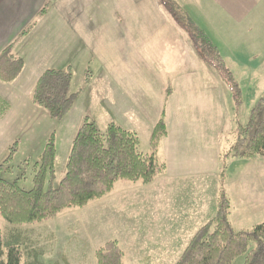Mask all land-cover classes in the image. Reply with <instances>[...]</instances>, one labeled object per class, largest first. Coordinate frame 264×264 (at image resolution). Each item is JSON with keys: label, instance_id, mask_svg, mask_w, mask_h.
Instances as JSON below:
<instances>
[{"label": "rangeland", "instance_id": "rangeland-1", "mask_svg": "<svg viewBox=\"0 0 264 264\" xmlns=\"http://www.w3.org/2000/svg\"><path fill=\"white\" fill-rule=\"evenodd\" d=\"M183 7L235 75L242 88L241 105L235 104L219 73L200 60L194 46L189 49L187 42L174 46L147 42L138 25L134 29L124 23L116 28L114 18L107 16L104 23L108 29L104 32L67 34L72 48L79 46L71 57L72 90L78 94L74 108L62 121L51 119L42 110L46 118L34 125V138L25 145L17 143L18 139L10 145L17 143L16 152L9 163L11 171L3 173L2 178L31 190L34 165L54 134L56 166L45 190L55 189L65 176L73 139L85 118L102 133L111 122L135 132L140 138V151L154 155L160 164L165 163L175 143L180 159L199 164L198 175L170 180L166 171L150 185L119 181L102 199L84 208L65 210L40 224L14 228L0 217V233L6 239L15 231L24 239L21 264H97L95 253L111 240L118 241L123 264H175L198 229L214 218L222 191L231 202L230 221L235 232L264 223V156L222 160L237 126L247 123L257 101L264 98V82L251 90L245 87L248 83L242 80L245 72L241 65L257 67L248 57L255 51L264 55V27L259 23L244 34L240 28L245 26L230 23L223 8L217 7L219 11L214 13L206 3L203 10L189 4ZM131 19L137 23L139 17ZM82 23L93 24L88 18ZM157 24H163L161 18ZM184 35L190 39L189 34ZM241 36L246 37L244 47L232 56L229 45ZM81 41L97 56L88 51V57L83 58ZM86 70L92 75L87 84ZM168 89H172L170 97ZM13 102V96L7 101L0 98V115L11 113ZM163 112L170 138L163 145L161 141L154 151L150 145L152 131ZM14 117L12 123L18 119ZM16 128L27 132L22 124ZM44 129L49 131L48 137ZM9 153L0 155V165ZM176 221L177 226L167 224ZM256 246L252 243L248 251ZM245 259L242 255L233 264H245Z\"/></svg>", "mask_w": 264, "mask_h": 264}, {"label": "trees", "instance_id": "trees-1", "mask_svg": "<svg viewBox=\"0 0 264 264\" xmlns=\"http://www.w3.org/2000/svg\"><path fill=\"white\" fill-rule=\"evenodd\" d=\"M51 1L48 0L46 8ZM160 1L172 19L189 34L199 57L219 73L235 104L241 105L240 85L218 48L175 0ZM26 33L24 31L23 35ZM23 69L24 61L14 54L12 45L0 52V83H13ZM72 85L71 69L47 70L33 89L32 104L44 110L51 119L62 121L78 99ZM167 136L163 112L152 131V149L155 151ZM140 143L139 136L131 130L110 123L102 133L94 122L85 118L73 139L65 176L55 189L48 191L45 187L56 166L55 135L49 137L34 165L33 188L29 191L22 189L17 181L2 178L3 173L11 171L9 163L16 152L15 143L8 158L0 165V217L14 228L40 224L65 210L84 208L92 201L102 199L119 181L152 184L167 167L153 155L142 153ZM258 156H264V98L257 101L247 123L237 126L233 142L222 154V160H251ZM230 211V199L222 191L214 218L198 229L175 264H233L242 255H246L245 264H264V223L237 233L230 221ZM252 243L257 246L249 252ZM23 246L24 239L19 232H13L7 239L0 233V264H21ZM95 258L97 264H123V252L117 240H111L97 250Z\"/></svg>", "mask_w": 264, "mask_h": 264}, {"label": "crops", "instance_id": "crops-1", "mask_svg": "<svg viewBox=\"0 0 264 264\" xmlns=\"http://www.w3.org/2000/svg\"><path fill=\"white\" fill-rule=\"evenodd\" d=\"M175 1L182 4L180 5L182 7L189 4L198 6L202 10L203 3H206L214 9V13L219 11L217 7L221 10L223 8L222 11L225 12V16L230 23L236 26H245L244 29L240 28L244 34L252 29L254 30L259 23L264 27V0ZM47 2L48 0H0V52L12 45L14 54L24 61V69L13 83L9 85L0 83V98L7 101L9 96L14 97L11 113L14 112L15 116L17 115L16 118H18L12 123V120L15 119V117L13 118L14 114L10 117L11 113L6 111L5 115H0V155L8 150L10 152V145L13 140L18 139L17 143L19 141L20 144L25 145L28 140L33 139L34 125L38 126L41 123L39 120L46 118L44 116L45 112L32 104L31 95L45 71L50 69L72 70L71 57L76 55L75 51L79 46L72 48L67 34H85L91 30L104 32L108 29L105 26L104 18L109 16L114 18L116 28H121V24L124 23H129L127 24L128 27H135L134 29L138 25L144 33L143 38L147 42L160 41L162 45L173 44V46L179 42H187L189 49L190 45L193 46L191 39H185L184 29H180V26L172 19L160 0H52L46 8ZM44 8H46L45 12L41 14ZM136 17H139L137 23L134 19ZM83 18L90 19L93 24L86 23L83 25ZM160 18L163 24H157ZM260 18H262V22L259 21ZM249 26L250 28H246ZM24 31H27V33L23 35ZM134 36L137 37L136 32H134ZM135 41L136 39L133 37V42ZM245 42L246 37L243 36L236 37L235 41H231V45H229L231 55L236 56V51L242 49ZM79 43H82V46L85 47L83 58L88 57V51H91L89 50V44L85 45L83 41ZM91 52L97 56L93 51ZM248 58L257 66L253 68L250 63L249 65L241 63L242 71L245 72L242 80L248 83L245 87L251 90L264 82V55L262 52L255 51V53H250ZM200 60L202 59L200 58ZM202 62L208 66L203 60ZM64 64L65 68L63 67ZM91 76L86 70V84L91 81ZM74 92L76 91L74 90ZM172 94V89H168L167 97ZM34 120L36 122H33ZM45 121L47 123V120ZM18 124L25 126V132H27L23 134V130H18L21 129L16 128ZM44 131L47 132L45 136L48 137L49 131H46V129ZM169 138L170 134L168 132V136L162 140V145L169 142ZM174 145V150L172 153L168 152V158L165 161L167 167L166 178L173 180L174 178L198 175L199 164L194 161L193 164L185 163L179 157V146L177 147L175 143ZM166 184V181L162 182L163 191ZM167 224L178 225L177 221L168 222Z\"/></svg>", "mask_w": 264, "mask_h": 264}]
</instances>
